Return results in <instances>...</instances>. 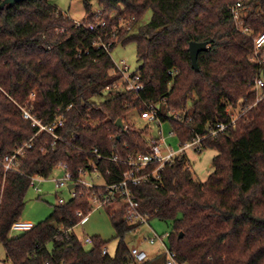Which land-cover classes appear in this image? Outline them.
Segmentation results:
<instances>
[{
    "label": "trees",
    "instance_id": "16d2710c",
    "mask_svg": "<svg viewBox=\"0 0 264 264\" xmlns=\"http://www.w3.org/2000/svg\"><path fill=\"white\" fill-rule=\"evenodd\" d=\"M93 1L107 24L91 31L88 25L98 19ZM85 2L80 26L50 0H22L0 9V242L10 264L133 263L127 237L143 223L129 222L125 207L115 206L121 196L105 206L118 239L114 255L103 252L107 242L99 236L86 248L74 228L92 212L91 193L120 181L131 156L151 151L155 138L149 127L138 128L126 118L134 109L141 114L145 101L184 114L176 119L164 107L159 110L182 142L202 137L201 149L218 152L206 181L193 175L182 155L164 166L160 178L133 186L148 221L173 222L169 247L182 263L264 264V88H254L255 79L264 78V62L251 59L255 38L264 33V0ZM237 3L239 20L232 9ZM120 17L132 18L131 27L115 29ZM110 39H116L113 48L119 42L137 44L140 92L114 87L121 74L112 73L111 53L94 44ZM191 41L208 42L198 55L199 69L192 65ZM105 92L109 97L101 99ZM26 105L47 125L63 113L64 126L56 136L38 132L22 115L20 106ZM235 108L240 115L232 124ZM218 122L231 124L211 134ZM25 143L17 165L6 170L5 156ZM59 162L67 163L76 179L83 176L81 169L97 170L104 183H75V197L11 236L26 206L30 178L50 177ZM167 259L161 253L141 264Z\"/></svg>",
    "mask_w": 264,
    "mask_h": 264
},
{
    "label": "built area",
    "instance_id": "2783aa9c",
    "mask_svg": "<svg viewBox=\"0 0 264 264\" xmlns=\"http://www.w3.org/2000/svg\"><path fill=\"white\" fill-rule=\"evenodd\" d=\"M240 3H237L232 7L234 17L236 20H239V7ZM96 16L98 18L97 21L92 22L88 25V28L91 31L96 30L99 27H104L107 24L106 19L103 17L102 10L96 9ZM119 19H124L123 17H120ZM132 18L126 19L128 26L127 28L131 27ZM75 23L77 26L81 25L80 20H75ZM241 24V23H240ZM115 29H118V26L115 27ZM243 30H247L248 28L241 27ZM115 36L116 33H113ZM115 40L110 39L108 42L97 40L94 42L95 45L98 47H103L107 52L112 53L113 50V44ZM264 45V33L258 37L255 38V49L254 53L251 56V59L254 61H258L260 63L264 62V57L261 58V48ZM1 52V51H0ZM112 73H120L121 74V80L119 82H116L114 84V87H120L124 86L127 90H132L136 92H140L144 89V84L139 81V72H131L130 66L126 63L125 60H122L120 64L115 63V68L113 69ZM110 89V87L108 86ZM254 88L256 90H261L264 88V78L259 76L254 81ZM34 94L32 93L31 97H33ZM257 101H259L263 96L257 95ZM145 110L141 113L142 118L152 121H157L162 124L161 117L159 114L160 105L158 103H155L153 101H145ZM22 110V115L24 118L31 121L32 125L38 127V132L45 131L47 133H50L52 135L56 136V129L59 127H63L65 124V116L63 113H58L54 120L49 124L42 123L41 119L38 118L32 111V108L29 106H20ZM176 119H182L183 116L180 113H173ZM240 114L236 113L233 115L231 123L234 124L236 119L239 117ZM229 123V124H231ZM225 124L223 122H218L214 126L211 127V134H215L218 131H223L225 128L229 125ZM173 133V131H172ZM202 137H197L195 140L191 141H185L181 142V147L178 150H175L173 147L167 146L165 144L164 137L155 138L152 140L151 143V151L147 153H138L134 156H131L129 158V165L130 168L124 173L123 178L115 183L109 184L106 186L105 191L100 192H93L90 195V201L92 205V211L94 209H100L102 207H105L113 202H115L117 199V196H121L122 202H117L115 206L123 205L125 207V216L131 223H145L148 221V216L146 213H143L140 210V203L138 199L136 198L133 186L140 184L144 181H148L151 178H160V171L164 168V166L168 163L173 161L176 157L186 155V149L188 147H196L198 150H201L202 146ZM28 143H25L24 145L18 147V149L11 154H8L5 156L3 165L6 170L12 169L17 165V159L19 158V155H22L24 152V147L27 146ZM191 164L188 162V166ZM154 167L151 169V167ZM55 169H61L63 171V175L59 177H54L52 181L55 183V187L57 189H61L64 187H67L68 189L72 190V197H75L77 195L76 190L73 188H69V185L72 183H82L87 187H92L96 185L95 183H92L90 181H87L85 179V175L87 172L84 169H81V172L83 173V176L81 178H75L73 173L69 170V166L65 162H59ZM98 172L97 170L93 171ZM99 173V172H98ZM99 176L100 173H99ZM49 178V177H48ZM47 178L41 177V176H32L30 178V187L35 188L38 192H42V189L40 187L41 183L46 180ZM76 185V184H75ZM63 201V200H60ZM78 215L83 216V212L79 211ZM34 224L27 220H17L12 224L11 231H19L24 232L27 230H30ZM163 237L155 233L153 236L146 238L151 243H156L157 241L162 240ZM85 241L87 243H92L93 238L90 235H87L85 237ZM161 246L163 247L164 254L167 255L168 259L166 264H185L180 262L176 258V254L170 249L169 245L165 242L161 243ZM104 253H108V248L105 247L103 249ZM131 255L133 257V263L132 264H141L142 262L148 260L150 258V254L147 250L135 246L131 247Z\"/></svg>",
    "mask_w": 264,
    "mask_h": 264
},
{
    "label": "rangeland",
    "instance_id": "374dc122",
    "mask_svg": "<svg viewBox=\"0 0 264 264\" xmlns=\"http://www.w3.org/2000/svg\"><path fill=\"white\" fill-rule=\"evenodd\" d=\"M53 4L57 5L59 9L69 15L74 20H82L87 15V9L85 6L86 0H50ZM93 10L99 9L97 2L92 3ZM113 15V14H112ZM104 17V15H103ZM151 12L149 11L143 22L150 19ZM98 20V19H97ZM96 20V21H97ZM128 23L126 19L118 20V30L127 29ZM116 41V39H114ZM112 58L116 64H120L122 60L130 66L131 72H136L141 66V61L137 56V44L130 42L127 44L117 43L112 50ZM109 97V93L105 92L101 99ZM161 108L164 107V111L180 113L168 105L160 104ZM238 108H235V112H238ZM181 114V113H180ZM172 114H170L171 116ZM182 116L184 114H181ZM127 122L134 123L136 127L143 128L149 127L150 137L159 138L164 137L165 144L173 147L175 150L180 149L181 139L176 133H172L173 125L171 120L163 121L162 124L157 121L147 120L142 118L141 114L136 110H131L127 116ZM175 118V117H174ZM217 150L214 148H205L198 150L196 147H188L186 149V156L192 166L193 175L201 180H208L210 174L214 171L213 158L217 154ZM63 175L61 169H55L53 174L44 180L40 187L42 192H38L35 188L30 187L26 195V206L22 213V220H27L33 224H38L40 221L46 219L52 212L55 204H58L60 200L67 201L72 198V190L67 187L57 189L55 183L52 181L54 177ZM85 179L95 184L102 185L104 179L99 176L98 172L87 173ZM173 231V222L171 220H162L160 218H152L151 220L143 223L136 231L130 234L131 241L130 247H141L149 252L150 255H154L157 250L160 249L161 243L165 242L170 245V233ZM75 233L84 239L86 248H91L92 244L85 241V237L99 236L107 242V248L111 255H114L118 246V239L115 238L116 229L112 224L110 214L106 207L100 209H94L92 213L78 224L75 229ZM155 233L160 235L162 240L156 243L149 242L146 238L153 236ZM21 234L19 231H11V236ZM0 264H10L7 257V251L3 243L0 242Z\"/></svg>",
    "mask_w": 264,
    "mask_h": 264
},
{
    "label": "water",
    "instance_id": "95a60500",
    "mask_svg": "<svg viewBox=\"0 0 264 264\" xmlns=\"http://www.w3.org/2000/svg\"><path fill=\"white\" fill-rule=\"evenodd\" d=\"M22 0H3L0 3V9L3 8L5 5H14L17 2H20ZM208 48V42L207 41H191L190 46H189V51H190V57L192 60V65L195 69H199V64H198V55L201 51L206 50ZM117 125L120 127H124V123L122 119L117 120ZM75 186L74 183L69 185V188H73ZM131 239L128 236L127 237V242H130Z\"/></svg>",
    "mask_w": 264,
    "mask_h": 264
},
{
    "label": "crops",
    "instance_id": "0c3cea01",
    "mask_svg": "<svg viewBox=\"0 0 264 264\" xmlns=\"http://www.w3.org/2000/svg\"><path fill=\"white\" fill-rule=\"evenodd\" d=\"M69 16V15H68ZM92 212H90L81 222H84V220L91 214ZM80 222V223H81ZM78 226V225H77ZM77 226L74 228V230L77 228ZM89 235V234H88ZM131 239V238H130ZM144 249V248H143ZM163 247L161 246L159 250H157V252L154 255H150V258H155L156 256H158L159 254H161L163 251Z\"/></svg>",
    "mask_w": 264,
    "mask_h": 264
}]
</instances>
